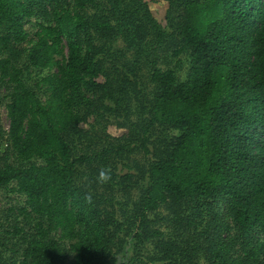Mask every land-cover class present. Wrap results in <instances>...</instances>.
Instances as JSON below:
<instances>
[{
  "label": "trees",
  "instance_id": "obj_1",
  "mask_svg": "<svg viewBox=\"0 0 264 264\" xmlns=\"http://www.w3.org/2000/svg\"><path fill=\"white\" fill-rule=\"evenodd\" d=\"M152 1L0 0V264H264V0Z\"/></svg>",
  "mask_w": 264,
  "mask_h": 264
},
{
  "label": "rangeland",
  "instance_id": "obj_2",
  "mask_svg": "<svg viewBox=\"0 0 264 264\" xmlns=\"http://www.w3.org/2000/svg\"><path fill=\"white\" fill-rule=\"evenodd\" d=\"M145 1L149 3V8L152 11L154 17L159 22L164 23L165 9L167 7L166 2L152 1V0H145ZM30 20L33 21V18ZM29 25H30L29 23H26L25 27H29ZM118 47L123 49V45L121 43L118 44ZM124 52H125L126 57H130L132 54L131 51L124 50ZM163 54L166 57L165 58L162 57L161 59L163 60H159V61L161 63H164L166 59L170 66L175 67L178 77L180 79H183L185 77V74L188 68V61H187L185 53L182 52L178 56H173L171 51H167L166 53H163ZM161 65L163 66V64ZM0 124L5 130L8 128V125H9V120L6 115V110L3 104L0 105ZM109 131L117 134V133H120V131L122 130H118L114 126H110ZM21 202H22V197L13 192H9L6 190H2L0 192V209H5L9 207V205H19L21 204Z\"/></svg>",
  "mask_w": 264,
  "mask_h": 264
},
{
  "label": "clouds",
  "instance_id": "obj_3",
  "mask_svg": "<svg viewBox=\"0 0 264 264\" xmlns=\"http://www.w3.org/2000/svg\"><path fill=\"white\" fill-rule=\"evenodd\" d=\"M109 178L108 173L106 171H101L99 179L102 181H106Z\"/></svg>",
  "mask_w": 264,
  "mask_h": 264
},
{
  "label": "water",
  "instance_id": "obj_4",
  "mask_svg": "<svg viewBox=\"0 0 264 264\" xmlns=\"http://www.w3.org/2000/svg\"><path fill=\"white\" fill-rule=\"evenodd\" d=\"M127 249V247H126ZM124 262V259L120 256H117L116 261L113 264H122Z\"/></svg>",
  "mask_w": 264,
  "mask_h": 264
}]
</instances>
